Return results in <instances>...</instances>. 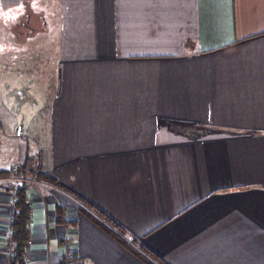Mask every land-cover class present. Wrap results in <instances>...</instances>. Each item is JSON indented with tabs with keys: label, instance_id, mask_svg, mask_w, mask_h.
Listing matches in <instances>:
<instances>
[{
	"label": "crops",
	"instance_id": "crops-1",
	"mask_svg": "<svg viewBox=\"0 0 264 264\" xmlns=\"http://www.w3.org/2000/svg\"><path fill=\"white\" fill-rule=\"evenodd\" d=\"M1 87L0 181L39 169L26 264H146L45 176L165 264H264V0H0Z\"/></svg>",
	"mask_w": 264,
	"mask_h": 264
},
{
	"label": "trees",
	"instance_id": "trees-1",
	"mask_svg": "<svg viewBox=\"0 0 264 264\" xmlns=\"http://www.w3.org/2000/svg\"><path fill=\"white\" fill-rule=\"evenodd\" d=\"M31 161V158H27L25 163L19 166V170L23 175V178L14 189L13 199L15 203L13 206L11 222V244H13L14 249L13 256L10 258V264H26L25 261L30 245L31 202L27 192L29 183L26 181V176L29 173H36L39 170L38 168L37 170H33V168H31ZM4 172L5 171H0V176H2V173ZM6 173L9 176L11 175V173ZM44 178L52 186L68 193L70 196L78 200L81 204V212L86 217L91 219L96 225L117 240L126 249L136 254V256H138L146 264H165V262L160 260V258L144 246L138 245L139 250L132 247V244L129 243L124 236H122V228L78 193L55 179L47 176Z\"/></svg>",
	"mask_w": 264,
	"mask_h": 264
},
{
	"label": "rangeland",
	"instance_id": "rangeland-1",
	"mask_svg": "<svg viewBox=\"0 0 264 264\" xmlns=\"http://www.w3.org/2000/svg\"><path fill=\"white\" fill-rule=\"evenodd\" d=\"M26 30H29V26H28V28H26ZM49 38H45L44 36H37V37H33V38H30V43H29V45H31V42H33L34 43V45L38 48L39 46H44V45H47V44H49V42H47V40H48ZM26 41V40H25ZM29 41H27V42H29ZM22 42V41H21ZM28 45V46H29ZM34 46V47H35ZM30 47V46H29ZM19 51H20V48L19 47H16ZM44 48V47H43ZM46 55V54H45ZM46 57V56H45ZM3 88L1 87L0 88V97L2 98V95H3ZM3 110H2V108H0V117H2L3 116ZM5 120H6V118H5ZM195 130V129H194ZM193 130V131H194ZM193 135H195L196 134V132L194 131L193 133H192ZM2 131H0V138L3 140V138H2ZM0 139V140H1ZM1 140V141H2ZM0 141V163H2L1 165H0V171H5L4 173H2L3 175H8L6 172H8V173H10V171H11V169H12V167H14V163L15 162H10V160H8L9 159V150L10 149H8V148H6V145H7V143L6 142H1ZM12 154H13V150H12ZM12 154H11V159H13L12 157ZM5 161V162H4ZM6 182H8V184H9V182H10V184L12 183V184H17V182H15L14 180H6V181H0V184H5L6 185Z\"/></svg>",
	"mask_w": 264,
	"mask_h": 264
},
{
	"label": "built area",
	"instance_id": "built-area-1",
	"mask_svg": "<svg viewBox=\"0 0 264 264\" xmlns=\"http://www.w3.org/2000/svg\"><path fill=\"white\" fill-rule=\"evenodd\" d=\"M14 203H15L14 199H12V201H11L12 207L14 206ZM13 249H14L13 244H10L9 253H8L9 258H11L13 256ZM26 261L29 262L30 259L28 257H26ZM62 264H80V259L76 254H74L72 252L66 253L64 256V259L62 260Z\"/></svg>",
	"mask_w": 264,
	"mask_h": 264
}]
</instances>
